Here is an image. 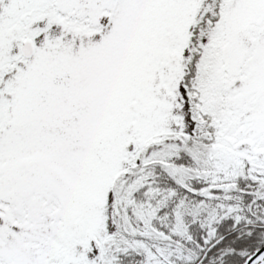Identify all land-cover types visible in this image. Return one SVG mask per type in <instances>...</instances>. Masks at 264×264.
Listing matches in <instances>:
<instances>
[{"label":"snow or ice","instance_id":"6c2138e0","mask_svg":"<svg viewBox=\"0 0 264 264\" xmlns=\"http://www.w3.org/2000/svg\"><path fill=\"white\" fill-rule=\"evenodd\" d=\"M0 264H264V0H0Z\"/></svg>","mask_w":264,"mask_h":264}]
</instances>
